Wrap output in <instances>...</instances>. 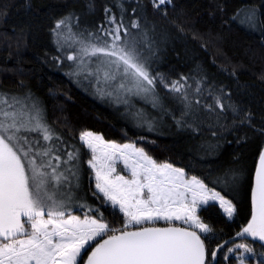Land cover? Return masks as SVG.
<instances>
[{"label":"snow or ice","instance_id":"snow-or-ice-1","mask_svg":"<svg viewBox=\"0 0 264 264\" xmlns=\"http://www.w3.org/2000/svg\"><path fill=\"white\" fill-rule=\"evenodd\" d=\"M150 3L167 18L172 0ZM118 7L119 15L104 8L107 26L95 31L80 30L73 13L51 25L61 53L53 61L69 62L65 74L78 87L135 109L136 126L149 133L170 120L177 129L199 134L201 125L214 118L208 127L217 137L216 129L229 127L221 122L226 112L232 127L252 126V113L224 88L209 87L206 77L171 79L156 71L160 37L167 34L157 32L140 0L132 15L123 0ZM89 9L94 10L91 4ZM256 18L255 8L243 17L250 27ZM161 88L180 102L178 109L168 107ZM137 100L156 114L136 109ZM258 131L264 136V126ZM79 142L80 147L69 143L48 123L31 90L0 89V264H220L218 253L230 264L232 257L237 264L253 258L264 264V251L236 243L252 238L264 249V150L250 189V219L212 248L216 234L200 213L211 214L218 205L232 220L241 176L232 166L203 165L204 156L218 154L219 142L190 148L179 166L158 161L136 142L106 141L90 130L80 132ZM118 162L126 174L117 171ZM160 222L164 226H155Z\"/></svg>","mask_w":264,"mask_h":264},{"label":"trees","instance_id":"trees-1","mask_svg":"<svg viewBox=\"0 0 264 264\" xmlns=\"http://www.w3.org/2000/svg\"><path fill=\"white\" fill-rule=\"evenodd\" d=\"M136 2L123 0L127 15H132ZM120 3L121 0H0V87L13 92L31 90L42 102L48 123L78 147L80 132L90 130L107 141L136 142L158 161H175L179 166L182 158L188 157L190 148L206 141L219 142L218 154L204 156L203 165L232 166L241 176L239 195L234 200L237 214L232 220L227 219L218 205L211 214L200 213L213 227L217 238L210 247L215 248L228 237H234L250 219V189L259 152L264 149V136L258 131L264 126V0H172L166 7L167 18L152 9L150 0H140L157 32L167 34L166 39L160 37L153 68L171 79L181 74L206 77L209 87L224 88L233 102L252 113L251 127H232L231 113L226 112L227 119L221 122L229 127L216 129L217 137L211 136L208 127L209 123H215L214 118L201 125L199 134L177 129L170 120L157 132L149 133L146 128L136 126L132 115L135 109L129 111L122 104L84 91L65 74L69 62L53 61L54 56L61 54L51 32L56 19L73 13L79 18L80 30L95 31L102 24L106 26L104 8H112L119 15ZM90 4L94 10L89 9ZM246 5L258 12L256 31L236 21L237 13ZM158 90L166 96L162 88ZM165 103L173 109L180 107L178 100L167 96ZM135 108L156 114L142 101H135ZM141 136L145 140H140ZM87 183L85 173V186ZM243 242L260 247L251 238ZM218 259L220 264L228 263L222 254L218 253Z\"/></svg>","mask_w":264,"mask_h":264},{"label":"rangeland","instance_id":"rangeland-1","mask_svg":"<svg viewBox=\"0 0 264 264\" xmlns=\"http://www.w3.org/2000/svg\"><path fill=\"white\" fill-rule=\"evenodd\" d=\"M251 8H255V7H253V6H251V5H246V6H244L241 10V13L239 14V15H237L236 16V21H237V23L239 24V25H241V26H243V27H246V28H249L251 31H256L257 29H258V12H257V18H256V24H255V27H250L249 25H248V23L243 19V17H244V15L246 14V12H247V10L248 9H251ZM83 25V26H82ZM81 25V27H83V28H85L84 26H85V24H82ZM106 26H107V24H106ZM86 29V28H85ZM67 71H68V69H67ZM0 89H2V90H4V91H7V92H13V91H10V90H6V89H3V88H1L0 87ZM13 93H15V92H13ZM97 134V133H96ZM107 141V140H106ZM117 143V142H116ZM125 143H129V142H125ZM119 144H123V143H119ZM82 151H87V149H85V150H82ZM85 169L87 170V171H90L89 169H87V165L85 164ZM122 169H123V164H122V162H118V164H117V171L118 172H121V174H126L125 172H123L122 171ZM87 171L85 172L86 173V176H87ZM76 214H79V213H76ZM228 219V218H227ZM159 225H164L163 224V222H160L159 223ZM241 242H243V241H238V242H236V243H241ZM244 243H246V242H244ZM250 244V246H252L257 252H260V251H264V249H262V248H260V247H257L256 248V244L255 243H249ZM228 263L227 264H230V261H228V260H226ZM231 264H237V261H236V259H235V257H232L231 258ZM248 264H259V261H258V259L257 258H253V259H250L249 261H248Z\"/></svg>","mask_w":264,"mask_h":264},{"label":"water","instance_id":"water-1","mask_svg":"<svg viewBox=\"0 0 264 264\" xmlns=\"http://www.w3.org/2000/svg\"><path fill=\"white\" fill-rule=\"evenodd\" d=\"M263 150H264V149H263ZM258 162H259V160H258ZM257 165H258V164H257ZM254 176H255V174H254ZM251 239H252V238H251ZM239 240H240L239 238L236 239V241H239ZM259 244H260V243H259Z\"/></svg>","mask_w":264,"mask_h":264}]
</instances>
